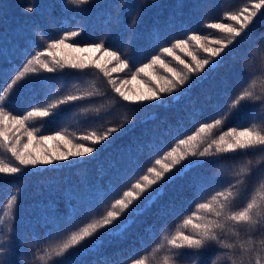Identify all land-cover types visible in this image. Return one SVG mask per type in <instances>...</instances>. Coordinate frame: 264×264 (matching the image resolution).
Here are the masks:
<instances>
[{
  "label": "trees",
  "instance_id": "obj_1",
  "mask_svg": "<svg viewBox=\"0 0 264 264\" xmlns=\"http://www.w3.org/2000/svg\"><path fill=\"white\" fill-rule=\"evenodd\" d=\"M258 2L91 0L89 4L76 6L70 0H0V92L7 89L0 104L12 115L47 108L49 117L27 121V127L37 137L60 132L73 143H84L95 149L89 155L29 167L20 174H0V264H64L63 258L56 255L62 245L83 227L100 220L110 210V205L154 166L156 159L177 146L180 139L198 132L202 124L212 123L229 112V105L250 80L254 81L257 93L264 90V6L255 9L253 5ZM28 7L33 10L26 11ZM245 7L256 12L253 22L245 34L224 49L221 57L213 58L223 60L214 72L208 71L209 65L203 73L190 74L174 56L161 52L162 48L172 46L176 40L187 39L193 33L206 37L201 41L205 46L219 47L213 41L227 37L206 25L233 23L235 26V22L227 18L228 14ZM81 29L77 37L69 38L66 43L86 47L103 42L104 48L117 51L120 58L128 62V67L111 72L110 77H105L95 67L82 71L64 67L53 73L41 70L9 88L27 61L38 52L43 51L41 59L51 63L46 51L51 41ZM189 50L198 59L208 55L191 40ZM52 51L65 54L57 49ZM103 51L101 49L94 57L88 53L83 56L95 60ZM173 52L194 64L186 52L175 47ZM155 55L188 76L186 83L176 91L160 94L158 100L124 101L115 93L109 79L119 85ZM110 64H105L109 70ZM155 72L171 79V74L159 66ZM202 77L201 82L195 83ZM41 78L44 79L42 87L29 83ZM137 79L145 81L141 92L146 91L147 78L141 74ZM124 87L133 91L131 85ZM188 89L190 91H185ZM67 96L79 98L67 101ZM58 100L65 102L57 108H49L50 103ZM257 104L232 109L226 119L201 133L196 141L179 146L180 151H201L208 141L232 127L241 130L255 125L259 128L264 122V109ZM55 112L59 115L53 117L51 114ZM109 129L116 130L100 143L81 139L92 132L102 136ZM26 141V137L21 140ZM0 158L14 163L2 143ZM191 159L194 158L189 156L182 161L173 172ZM205 159L215 162L193 170L206 177L203 187L193 186L191 172L166 184L167 177L172 175L166 173L164 180L145 191L123 214L127 216L155 189L165 186L150 210L136 218L124 239L105 237L101 246H90L83 251L71 249L65 255L71 258L72 264H125L143 252L166 245L176 231L188 234L191 229L183 228V221L190 216L195 219L201 211L199 203L210 201L216 192L223 191L237 179L243 182L233 189L237 194L233 210H242L253 198L264 205V186L260 184L264 180V153L259 149L222 153ZM241 169L250 172L244 176ZM161 209L169 210L162 213ZM147 231L157 234L147 240ZM101 233L97 232L96 236ZM221 238L224 245L231 247L209 249L202 262L200 257H186V264H209L212 259L214 264H264V219H259L256 225L228 227ZM161 251L166 252L170 262L177 264L175 250Z\"/></svg>",
  "mask_w": 264,
  "mask_h": 264
},
{
  "label": "snow or ice",
  "instance_id": "obj_2",
  "mask_svg": "<svg viewBox=\"0 0 264 264\" xmlns=\"http://www.w3.org/2000/svg\"><path fill=\"white\" fill-rule=\"evenodd\" d=\"M73 5L81 6L91 3V0H70ZM264 6V0H259L253 7L260 9ZM31 12L33 9L28 7L25 9ZM256 12L251 11L248 7L243 8L241 11L235 14H228L227 18L233 23H209L206 27L211 29H217L220 33L225 34L227 37L224 39H217L213 41L215 45L219 47L205 46L201 41L206 37H201L197 34H190L187 39H179L174 42L170 47H164L161 52L168 56H174L175 60L180 65H183L188 73H203L205 67L211 65L208 68L209 72H214L219 67L223 60L213 59L221 57V53L229 45L236 41L237 37H241L249 29V25L252 24L253 18ZM80 31H72L64 33L59 39L51 41L46 49L48 57L51 58V63L45 62L41 57L45 54L43 51L38 52L30 60L27 61L25 66L12 80L9 88L14 86L17 81L23 80L29 74H37L41 70L53 73L58 68H72L83 70L88 67H95L103 73L105 77H110L111 72H116L118 69L128 67V62L122 60L117 51H111L108 48H104V43H95L86 47H79L76 43H66L69 38L77 37ZM189 40L193 41L197 48L201 49L208 55L204 59H198L192 51L189 50ZM173 47L179 49L181 52H186L191 57L194 64H189L179 56H175ZM52 49L69 50L68 53L61 55L58 52H53ZM104 49L103 55L100 60H92L88 56L73 55L74 53H96ZM104 57L109 58V63L113 60L117 62L118 67H113L109 70L105 64L100 61ZM159 66L164 72L171 74V79L168 76H158L155 72L156 67ZM141 74L147 78L146 91L143 92H130L125 90V85L129 83L128 80H122L119 85L113 79H109V83L124 101L129 102H143L158 100L160 94L171 93L176 91L178 87L183 86L188 80V76L183 72H178L176 68L170 67L160 55L152 56L148 63L135 69L131 75V81H137V77ZM203 77L195 83L201 82ZM141 83L145 81L141 80ZM31 84H36L42 87L44 79H37L35 81H29ZM194 86V85H193ZM254 81L250 80L247 86L235 97V99L229 105V112L225 113L223 117L217 118L212 123H205L199 127V131L193 135H189L186 139H180L178 145L174 146L170 151L164 154L160 159L154 161V166L147 169L146 174L142 175L140 179L134 182L128 190L124 191L120 198L116 199L110 210L95 223L89 224L83 227L80 231L73 234L70 239L62 245L59 251L56 253L58 257H62L64 264H72L71 258L66 253L71 249L78 251L87 250L90 246H101L104 243L105 237H119L124 239L128 229L133 223L136 222V218L143 215L146 211L150 210L156 199L159 198L165 186L155 189L142 205H138L133 208L131 212L123 220H120L121 216L128 211L134 201L139 200L141 195L156 185L160 180L165 179L166 173H172L167 177L166 184H171L178 178H184L190 172L192 173L191 180L194 187H203L206 182V177L202 173H196L193 170L201 169L207 164L214 163L212 159H205L209 156H219L222 153H235L239 150L259 149L264 153V122L257 128L255 125L248 127L245 126L241 130H237L236 127L230 128L223 134L218 135L217 138L212 139L206 143V146L201 151L191 150L181 152L179 146L190 145L191 142L196 141L197 137L201 133H205L207 129L221 123L222 119H226L231 114V110H240L242 106L246 107L248 104H257V107L264 109V90L257 93L255 90ZM190 91V89L185 90ZM7 89L0 92V98H4ZM77 96H67V101H74L78 99ZM65 100H58L49 104V108H57L59 104L64 103ZM242 102H245L242 105ZM50 112L47 108L32 109L26 112V114H16L4 110V106L0 104V143L6 149L7 153L14 158V163H6L3 158H0V174L3 175H16L22 173V171L29 167H36L38 165L52 164L54 161L67 160L70 157H80L91 154L95 149L93 147L86 146L84 143H73L66 136L57 132L55 135H41L37 137L33 130L27 127V121L34 117H49ZM53 117L58 116L59 112L51 114ZM51 123V121H48ZM23 129V134H21ZM116 129H109L102 136L96 135L92 132L90 135H84L81 137L84 141H92L93 143H100L106 139L110 132ZM23 136L27 137V142L21 144ZM50 141L57 142V150H50L45 145ZM36 142L40 147L34 148L33 144ZM62 146V150H61ZM42 149V150H41ZM191 156L194 159L188 160L181 168L173 172V169L182 161L187 160ZM251 163V162H249ZM158 166V167H157ZM244 176H247L250 170L245 171L241 169ZM240 175V173H237ZM241 179H237L235 183L229 185L223 191L216 192L208 202L199 203L198 208L201 210L195 215V219L190 216L183 221V228H190V232L185 234L184 231H176L175 235L167 240L166 245L162 244L157 249H167L174 251V256L177 264H186L185 258L190 256H196L203 260L205 252L215 247L218 250L222 247H231V245H224L221 234L228 227H234L237 224L256 225L259 223V219H264V205L258 204L255 198L242 208V210H233V201L236 199L237 194L233 192L234 188H237L242 184ZM261 186H264V180L260 181ZM16 197L13 196L12 200ZM264 199V197H262ZM259 209V211H258ZM169 209H161L162 213H166ZM259 218V219H257ZM120 221L118 224L116 221ZM100 229H105L101 235L96 236V233ZM87 241L88 243H84ZM111 242V240H109ZM169 256H163V264H168ZM132 264H148L147 258L133 259ZM209 264H214V259L209 261Z\"/></svg>",
  "mask_w": 264,
  "mask_h": 264
},
{
  "label": "rangeland",
  "instance_id": "obj_3",
  "mask_svg": "<svg viewBox=\"0 0 264 264\" xmlns=\"http://www.w3.org/2000/svg\"><path fill=\"white\" fill-rule=\"evenodd\" d=\"M68 51L69 50H63V52L66 54V53H68ZM97 53V52H96ZM96 53H88L91 57H94L95 55H96ZM85 53H78V54H76V53H74L73 55H79V56H83ZM103 54H101V53H98V55H97V57H95V60H100V57L102 56ZM109 58L108 57H104V59L103 60H101L100 62L101 63H104V64H109ZM111 64H110V66H112V68L113 67H118L117 66V62L115 61V60H113V61H111L110 62ZM123 69H126V68H123ZM123 69H118L117 71H120V70H123ZM130 79L131 78H127L126 80H128L129 81V83H128V85H131L132 86V92H141V90L143 89V87H144V85H143V83H141L138 79H137V81H135V82H133V84H132V81H130ZM23 81H25V78L23 79V80H20V82H23ZM21 134H23V129H21ZM26 136H23V138H25ZM27 138V137H26ZM27 142V141H26ZM23 143H25V142H21V144H23ZM33 147L34 148H37V147H40L36 142H34V144H33ZM45 147H47L48 149H50V150H57V142L56 141H50V142H48V144L47 145H45ZM42 150V149H41ZM61 150H62V146H61ZM2 156V155H1ZM76 158V157H75ZM123 217V219L125 218V216H121V218ZM120 218V219H121ZM116 222H118L119 223V221H116ZM117 223V224H118ZM100 232H104V231H106L105 229H100L99 230ZM98 231V232H99ZM148 232V234H145V232H144V234H145V239H147V240H150L151 238H152V235H156L157 234V232H154L153 234L151 233V231H147ZM151 234V235H150ZM174 236V235H173ZM85 242H87V241H85ZM147 242V241H146ZM160 246H156V247H154L152 250H150V251H147V252H143V253H141V254H139V255H137L136 257H134V258H131V259H129L128 261H125V264H132V261H133V259H143V258H147V261H148V264H163V256L164 255H166V252H162L161 250L160 251H157V249L159 248ZM168 264H175V263H173V262H168Z\"/></svg>",
  "mask_w": 264,
  "mask_h": 264
}]
</instances>
